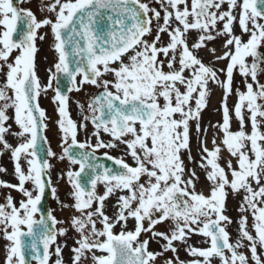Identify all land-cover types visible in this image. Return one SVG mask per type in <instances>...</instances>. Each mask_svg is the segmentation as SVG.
Listing matches in <instances>:
<instances>
[{"label":"snow or ice","instance_id":"obj_1","mask_svg":"<svg viewBox=\"0 0 264 264\" xmlns=\"http://www.w3.org/2000/svg\"><path fill=\"white\" fill-rule=\"evenodd\" d=\"M25 2L0 0V156L10 154L18 181L0 180V188L9 190L0 203V233L8 241L4 264H49L52 255L55 264H64L67 245L57 239L67 237L69 230L76 233L71 264L89 259L91 264H157L158 259L185 264L176 242L186 245L193 257L187 264H212L213 258L219 264H264V83L258 78L264 73V0H49L40 9L49 14L43 19L20 6ZM45 27L57 58L47 70V83L41 84L35 55ZM193 32L196 39L190 43ZM217 38L223 39L219 54L208 48ZM201 49L213 61L206 64ZM216 62L226 63L218 68ZM234 72L243 78L244 90L233 88ZM210 82L223 91V123L216 127L223 131L222 144L231 159L221 166L215 138L211 150L204 139L199 141L198 166L210 182L205 195L196 189L195 169L186 172L182 153L191 152L190 121L201 132ZM85 85L98 91L78 102L83 113L78 125L70 117L69 94ZM49 90L66 145L59 156L48 146L46 111L39 103ZM234 91L237 101L230 109L227 101ZM230 112L239 122L238 131L231 130ZM89 123L94 144L77 139ZM101 133L111 139L105 142ZM9 135L17 138L15 145ZM120 145L125 146L123 156L109 155L107 150ZM100 149L117 167L101 162L96 155ZM53 157L79 165L59 177L66 175L71 186L73 203L57 198L62 208L73 210L67 222L39 207L46 188L56 197L49 162ZM0 173L7 169L0 167ZM28 183L31 190L25 187ZM11 190L24 197L18 206ZM229 191L243 194L234 243L226 230L232 223L225 214ZM111 197L116 203L109 216L106 202ZM130 219L133 230H128ZM165 223L168 231L157 230ZM117 225L119 233L114 232ZM142 233L150 238L141 239ZM192 235L204 237L209 246L189 244ZM150 240L163 242L159 251L150 250ZM168 252L173 255L165 258Z\"/></svg>","mask_w":264,"mask_h":264},{"label":"flooded vegetation","instance_id":"obj_2","mask_svg":"<svg viewBox=\"0 0 264 264\" xmlns=\"http://www.w3.org/2000/svg\"><path fill=\"white\" fill-rule=\"evenodd\" d=\"M142 2H145V0H142ZM49 3V0H27V2L21 4V7L31 9V11L37 16L38 19H43L45 16L49 15L47 12H41V6L42 4L46 5ZM20 28H23V24H21ZM235 34L239 35L240 34V29L239 26H235ZM46 34V35H44ZM38 35H44V39L40 40L39 38L36 41V47H37V52L35 55V62H36V72L37 76L40 78L41 84H46L48 80V72L47 70L55 63L56 58H57V53L53 49V38L51 31L48 27H45L40 30ZM165 40H167V37H163ZM196 39V33L193 32L191 33L190 36V43ZM243 39H247V36H244ZM222 43L223 39L222 38H217L215 41L211 42L208 44V48H215L217 50V53H221V48H222ZM262 52H264V48L261 49ZM15 55V53L13 54ZM199 56L203 59V61L207 64L211 61H213V56L210 54V52L207 49H201L199 52ZM215 67L220 68L222 66V62H216L214 64ZM4 80L3 73H0V83H2ZM79 80V77H78ZM214 84L209 83V95L207 97V106L202 110L200 114V129L201 132H197L196 130V122L195 121H190V140L192 142L190 145L194 142L196 145L199 147L200 151H197L196 149H193L195 153L199 154L201 153V147L199 141L201 139H204V131L212 122V120L215 117L221 116L223 118L222 114V109H219V111L215 114L214 112H211L213 106H212V89H213ZM183 91V89H181ZM97 89L90 86V85H85L84 90L80 92H72L69 94L70 99H69V113L71 119L76 121L78 125L82 123V111L79 107V103H85L92 95H95L97 93ZM11 95V93H9ZM54 93L49 90L46 94H42L39 103L40 106L45 109L46 111V123L48 125L47 129L44 132V135L47 137V143L48 146H50L51 150L55 153H57V156H59L62 153V147L66 146L63 145L62 141V133L58 127L57 121L59 119L58 113H57V108L56 105L53 103V97ZM10 116L13 115V110L9 109ZM177 118H179L177 116ZM8 123L12 124V130L13 131H18L17 126L13 123L12 120H10ZM94 128L91 125V123L88 124L87 129H80L78 131L77 139L80 142H84L86 139H90L91 142L94 144L96 142V137L93 135ZM9 141V143L15 145L17 143V138L13 137L11 135L6 137ZM101 139H103L105 142L109 141L111 137L106 134V133H101ZM70 142V141H69ZM74 152L81 151L80 149L74 148ZM105 149H100L96 155L97 156H103ZM109 152V155L113 157H120L123 156L125 153V146L120 145L118 149H109L107 150ZM126 161L129 164H133V161L131 157L125 156ZM49 162L52 165V168L50 170V175L52 179V186L57 189L56 192V197H53L51 199V203H53V199L57 198L60 200V197L66 198L69 200V193L71 191V186L69 185L67 181L66 175L64 176L63 179H59V177L62 174H66V172L69 169H74L78 170L79 165H72L67 158L64 160H60L56 157L49 158ZM21 164L24 167H27L26 164L24 163L23 159L21 160ZM110 164V162H108ZM113 167H117L114 165L112 161ZM0 167H3L7 169V173H0V180H5L10 183H17L18 181L16 180L14 176V162L10 158V154L5 153L4 155L0 156ZM26 188L31 190L32 185L31 183H28L25 185ZM9 190L8 189H3L0 188V203L4 202L5 195L8 194ZM11 195L14 197V200L16 202H19L21 199L24 197L22 196L21 193L15 190H11ZM18 206V205H17ZM3 240V236H0V242ZM5 243H0V249H4ZM7 245V243H6ZM150 250L152 251H159L160 249L157 247L155 244L149 245ZM166 256V254H165ZM193 258H185L182 261L188 262L192 260ZM202 259V258H201ZM0 264H3L0 262ZM157 264H163V259H158ZM212 264H219L218 259L213 258Z\"/></svg>","mask_w":264,"mask_h":264},{"label":"rangeland","instance_id":"obj_3","mask_svg":"<svg viewBox=\"0 0 264 264\" xmlns=\"http://www.w3.org/2000/svg\"><path fill=\"white\" fill-rule=\"evenodd\" d=\"M250 61H251V59H249V62ZM258 78L260 79V81L262 83H264V73L260 74ZM242 80H243V78L241 77V81ZM235 87H238V84ZM241 90H244V84H241ZM247 130H250V127ZM189 155H191V154H189L187 151L183 152V154H182V158L184 160V164L186 167V172L190 171L192 169H195L196 174L199 176V181L196 183V189L198 192L202 191L205 195H207L210 191V182L206 179V173L202 168L197 167L193 164V159H189ZM191 157H192V155H191ZM224 163L226 164V161H224ZM221 166H223V165H221ZM99 192L102 193V191H99ZM242 195L243 194L241 193V194H237L234 196L231 193V191H229V194H228V197L226 200V212H225V214L228 215L230 217V219L232 220V223L230 224V226H236L237 221L240 218L241 214L238 211V208H239V204L242 200ZM59 201L64 203V204L73 203V200L71 197L69 198V201L66 198L60 197ZM115 203H116L115 197L109 198V200L106 202V214H108L109 216H112L113 212L115 211V209L113 208V205ZM17 205H18V202H17ZM54 206H55V212L57 213L56 215L59 218L58 220H64L67 222L68 218L71 215H73L72 209L62 208L61 204L58 203V201L54 202ZM250 220H251V217H249V221ZM64 226L68 227V224L65 223ZM58 227H60V225H58ZM98 227H99V225H98ZM133 227H134V221L130 219L128 222V230H133ZM249 227H251V221L249 222ZM157 228H159V231H168L169 225L167 223H165V224L158 225ZM120 230H121L120 226L117 225L116 228L114 229V232L119 233ZM142 234H144V233H142ZM145 236L150 238V234H147V235L145 234ZM75 237H76V233L72 230H69L67 237H58V239H57V243H59L61 245H64V244L67 245V247L63 248V252H62L64 264H71L72 253H71L70 249L74 245V238ZM3 242L8 243V241H6L4 239V237H3ZM198 242H199V245H197ZM6 243L3 246L4 249L6 248ZM150 243L157 245V247L160 249V243H163V242L161 241L158 243L157 241L150 240ZM188 243L195 246V247H200V248H204V247L208 246V244L204 243V238H202V236H199V235H192L191 238L189 239ZM233 243H234V241H233ZM176 246H177L179 252H181L183 255H188V252L185 250L186 245H183V244H180L179 242H176ZM50 251L54 252V246L52 249H50ZM246 253L249 254L247 251H246ZM97 254H99V253H97ZM172 255L173 254L171 252H168V253H166L165 258L172 257ZM0 259L1 260L5 259V253L2 250H0ZM55 260H56V256L52 255L50 258L49 264H55ZM84 264H91V260L89 259L88 261H85ZM249 264H254V262L250 260Z\"/></svg>","mask_w":264,"mask_h":264},{"label":"water","instance_id":"obj_4","mask_svg":"<svg viewBox=\"0 0 264 264\" xmlns=\"http://www.w3.org/2000/svg\"><path fill=\"white\" fill-rule=\"evenodd\" d=\"M42 156L44 155L42 152L40 153ZM40 209L42 212H46L48 210H50V207H49V204H48V200H47V197L44 198L42 201H41V204H40Z\"/></svg>","mask_w":264,"mask_h":264},{"label":"bare ground","instance_id":"obj_5","mask_svg":"<svg viewBox=\"0 0 264 264\" xmlns=\"http://www.w3.org/2000/svg\"><path fill=\"white\" fill-rule=\"evenodd\" d=\"M223 150H224V152H225V148H224V147H223L222 151H223ZM224 152H223V153H224ZM225 153H226V152H225Z\"/></svg>","mask_w":264,"mask_h":264}]
</instances>
